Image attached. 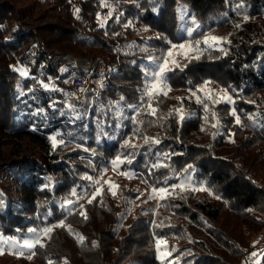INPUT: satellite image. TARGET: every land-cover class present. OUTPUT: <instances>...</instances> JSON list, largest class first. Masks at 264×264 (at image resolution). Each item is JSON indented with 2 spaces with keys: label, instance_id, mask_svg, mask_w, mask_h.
Masks as SVG:
<instances>
[{
  "label": "trees",
  "instance_id": "obj_1",
  "mask_svg": "<svg viewBox=\"0 0 264 264\" xmlns=\"http://www.w3.org/2000/svg\"><path fill=\"white\" fill-rule=\"evenodd\" d=\"M107 3L110 7L102 6L101 0H0V30L17 28L13 42L4 40L0 31V170L17 187L24 202L20 213L0 204V232L23 236L28 228L64 219L61 199L73 187L87 183L80 179L81 174L96 176L86 161L78 159L85 149L96 150L93 164L97 171L102 165L111 170L108 161L118 152H135L136 156L132 165L121 166L119 173L129 170L136 175L113 182L118 185L115 197L100 177L102 197L92 204L79 201L88 218L83 219L78 211L68 216L66 224L84 237L83 243L66 229L55 228L50 239L42 240L45 247H37L31 260L16 255L2 264H48L49 259L52 264H63L65 259L68 264H161L156 255L157 236L166 240L169 251L177 249L168 259L178 258V264H237L243 250L264 230V36L259 31L264 22V0ZM237 5H241L239 11H233ZM182 9H186L189 23L195 16L207 26L206 35L226 31L224 38L230 43L220 47L227 49V54L208 50L199 60L181 61L187 67L170 74L171 90L153 103L158 117L166 119L142 115L139 119L143 123L138 125L141 131L134 136L136 125L130 120L116 127L115 105L119 102L125 115L133 114L127 106L141 102L138 89L143 86L142 66L158 54L157 50L168 47L157 35L181 42ZM50 51L73 59L99 56L111 67L93 103L78 111L80 119L67 111L60 94L42 86L57 74V63L46 57ZM77 75L78 70L66 65L57 84L68 89L70 79ZM204 81L212 82L208 88L221 100L214 105L209 101L207 124L202 105L191 96ZM220 90H227L234 103L224 101L225 93ZM181 106L194 114L183 123L168 116L169 110ZM233 109L241 125L230 114ZM212 112L219 120L215 137ZM253 115L255 121L249 119ZM230 134H234L232 142ZM53 136L65 141L55 150L50 139ZM143 137L161 142L145 144ZM125 139L137 148L122 149ZM150 147L152 151L145 155ZM158 150L170 154L164 161L168 167L157 168L150 176L148 166ZM187 165L195 169L188 183L207 189L202 190L199 206L188 205L176 188L164 199L158 197L156 209L154 205L141 207L133 185L149 193L153 188H170L181 182ZM165 177L169 178L167 183ZM126 198L131 204L130 215L115 230ZM49 211L52 215L44 220L42 214ZM153 221H162L164 226L154 227ZM191 228L202 232L205 239H195ZM258 264H264V248Z\"/></svg>",
  "mask_w": 264,
  "mask_h": 264
},
{
  "label": "snow or ice",
  "instance_id": "obj_2",
  "mask_svg": "<svg viewBox=\"0 0 264 264\" xmlns=\"http://www.w3.org/2000/svg\"><path fill=\"white\" fill-rule=\"evenodd\" d=\"M226 3L229 2V0H225ZM102 6H109L107 3V0H101ZM241 5H237L233 11H239ZM156 9L154 8L153 11ZM76 12H79V9H76ZM186 15V9L181 10L180 20L182 21L180 32H181V42L179 43H173L172 41L168 40L166 36L163 34H158L157 39L162 40L166 47L163 50H157L158 54L150 56L148 58V63L144 64L141 68L142 71V80H143V86L138 89L141 92L140 97V103L138 105H128L127 107L131 110L133 113L131 116H127L124 113V110L119 106V102L115 105V112L113 115L117 118V128L123 127L122 121L124 120H130L133 125H136L132 129L133 135L140 133L141 129L138 126L139 124L143 123L141 119H139L142 115H149V116H157V120L166 119L165 117H158L157 115V108L153 107L154 101L158 100L160 96H167V93L171 90L169 86V79L170 74H173L176 69H179L180 71H183L185 67H187V63H181V61H187L188 63H191L193 60H199L201 56L204 54L205 51L208 50H218L223 52L224 54H227V49L220 47L222 43H230V41L227 40V38H219L216 36H210L206 35V27L205 25H202L199 23L195 16H192L191 22L189 23L187 20H185ZM225 16H227V13H225ZM246 20L247 17H244ZM237 28L239 25H235ZM101 27H103V21H101ZM125 27H128V25H125ZM187 37V39H183V36ZM203 45V47H201ZM142 51H147V49H142ZM179 57L180 59H177ZM22 75H27V73L20 69ZM211 81H204L195 91L191 92V96L195 97L196 103L202 105L205 116L203 117L204 122L207 124L209 123L208 115L210 105L209 101L214 104H218L221 102L220 99H217L218 93L214 92L213 90L208 88V85L211 84ZM43 87L47 88L49 85L44 84ZM83 91V90H82ZM223 91L224 97L223 100L227 103H234L231 96L227 94V90H220ZM198 93H204L203 96L198 95ZM180 99V98H177ZM120 100H124V97L121 96ZM66 107L73 110L75 113V118L80 119L81 116L78 112H76L74 105H67ZM101 109H98L100 111ZM111 107L109 108V111H111ZM231 115L235 116V123L237 125H241V119L238 115H236L235 109L230 113ZM193 113H186L183 109V107L171 109L168 112V116L172 118H178L179 123H183L186 119H189L193 116ZM249 119H252L253 121L256 120L255 115L250 116ZM212 120L215 121L211 124V126L215 129H217V132L213 134L215 137L219 134L218 126H219V120L216 117V113L212 112ZM156 122V121H153ZM203 131V128L201 129ZM100 135H103V129L101 127ZM234 134L229 135V140L231 141V136ZM52 141V148L55 150L58 145H62L65 143L63 139L57 140L55 136L50 137ZM108 139L114 140V136H109ZM145 144H151V145H157L161 141L159 138H151V137H143ZM99 138L97 140V143H99ZM122 149H136L137 145L130 142V140L125 139L123 143L120 145ZM87 151V149H86ZM152 151L151 147L148 149V151L145 153L147 155ZM91 154L95 156L96 150L92 149ZM171 155H174L172 153ZM136 158L135 152H129L125 154L124 152H118L117 155L110 159L108 161V165L110 166L114 171L119 172L122 165H132L134 159ZM170 159V154L167 152L157 151L155 153V159L154 162L151 163L148 166V174L151 176L153 174V170L161 167H168L167 164L164 163V161ZM89 168L92 169L93 172L96 173V176L89 175L87 172L81 174L80 179L82 181H85L84 185H77L73 187L68 196L61 199L60 202V208L62 209V212L65 214L64 219L59 220L56 223L49 224L45 223L43 226L37 225L35 227L28 228L27 233L23 236L20 235H14V236H5L2 232H0V254H4L6 251L15 254L18 257H23L28 260H31L37 253L36 248L40 247L43 248L45 245L42 243V240L44 238H51V235L53 233V230L55 228H63L66 229L70 235H74L77 238V241L79 243H83L84 237L80 235L79 233H73L71 228L66 224V220L68 216L73 215L77 211L79 212V215L83 219H87V213L84 210V204H80L79 201L81 199H84L87 204H92L97 197H102V194L104 192L103 184H101L100 177H102L103 173L106 171V166H100L99 171H97V166L92 163L91 160L88 161ZM192 171H195L194 167L192 165H187L183 170L182 173L186 174L182 176L181 183L180 184H172L169 187H159V188H153L152 193L149 198H156L159 197L160 199H164L166 195H171V190H175L177 187L180 188H186L187 182L191 180L190 173ZM121 175H124L126 177L131 178L132 176L136 175V173L126 170L120 173ZM176 175H181L180 173H176ZM169 178L165 177V183H167V180ZM144 183H147V180L143 181ZM104 184L108 185V192L115 197L117 195V191L115 189L118 188V185L111 183L109 181H104ZM80 188L81 191H77V189ZM88 188L94 189V191H91L90 193L87 191ZM201 190H207V189H201ZM211 194V193H209ZM73 197L75 199H73ZM52 213L49 211L47 213H43L42 217L44 220H47L49 216H51ZM154 227H163V222L161 221L160 224H156L155 221L152 222ZM93 246H95V242H93ZM155 248L158 253L157 259L161 261V264H178V258L172 260L168 259V257L172 256L173 252H176L177 249L174 247L171 248V250H168L167 242L162 237L157 236L155 238ZM185 253H182L184 255ZM186 255H191V253H186ZM256 252L250 253L249 259L251 257L256 256ZM48 264H52V261L49 259ZM63 264H68L67 260L65 259Z\"/></svg>",
  "mask_w": 264,
  "mask_h": 264
},
{
  "label": "rangeland",
  "instance_id": "obj_3",
  "mask_svg": "<svg viewBox=\"0 0 264 264\" xmlns=\"http://www.w3.org/2000/svg\"><path fill=\"white\" fill-rule=\"evenodd\" d=\"M4 26H6V25H4ZM261 29L262 30H259V31L261 32L262 36H264V22L261 26ZM0 31H1L2 38L4 40H8L10 42L15 41L17 28L10 29V30L7 29L6 31H2V30H0ZM224 35H227L226 31L225 32L224 31L223 32H219V31L218 32H212L210 34V36H216L219 38H224ZM50 52H53V51H50ZM97 57H99V56H97ZM95 58L96 57L90 58V60L95 59ZM177 59H180V58L177 57ZM77 60H84V59H77ZM87 60H89V59H87ZM104 62H105V60H104ZM71 66H73L76 70L79 71V75L81 74V71L79 69H77V67L75 65H71ZM69 83H70V81H69ZM185 96H188V95H185ZM67 111L69 113L75 114L73 112V110L67 109ZM124 177H125L124 175H121L119 172L114 171L113 169L106 171L102 176V178L105 181H109L111 183H113L114 181H117L118 179H122ZM16 188L17 187L14 186V184L11 183L10 180H8V181L6 180V173L3 170H0V204L7 206V207L9 206L10 210H12L14 213H20L22 211V206H23L24 202H23V199L18 195ZM177 189L180 190V192L182 193V195L185 198L188 205L199 206L200 202H202L201 198H202V195H204V192L199 188H195L192 184L187 182L186 188L182 189L180 187H177ZM132 191L138 192V195L140 197L139 203L141 204V207L143 209H149L153 205L155 206L154 207L155 209L157 208L158 197L149 198L151 193H149L147 190L141 189L138 186V184L133 185ZM130 208H131L130 201L127 198L124 199L123 206H122L121 210L119 211V213L117 214V221H116V224L114 226L115 230H118L121 223H123V221L126 220L125 218H127L130 215ZM212 210H214V208ZM212 210H211V212H212ZM221 219L222 218H219V220H221ZM191 233L195 239H198V240L205 239V235L202 232L198 231L197 229L191 228ZM263 248H264V230L261 232V234L257 238H253V240L248 245V247L245 250H243V253H242L237 264H258L259 260H260V255L263 253ZM252 252H256L257 255L254 257H251L249 259L250 253H252ZM156 255H158L157 251H156ZM15 256H16L15 254H11L9 252L7 255L6 254L2 255L1 257H3V259H0V264L5 262L6 260H12Z\"/></svg>",
  "mask_w": 264,
  "mask_h": 264
},
{
  "label": "built area",
  "instance_id": "obj_4",
  "mask_svg": "<svg viewBox=\"0 0 264 264\" xmlns=\"http://www.w3.org/2000/svg\"><path fill=\"white\" fill-rule=\"evenodd\" d=\"M46 57L53 62H56L58 66L57 74L53 75L52 78L45 83L49 86L43 88L46 91L57 92L60 94L61 102L65 106L74 105L77 112L84 110L86 106L93 103L111 71V67L108 66L101 57H96L92 60H77L70 56L60 55L55 52H47ZM64 59H68L70 62ZM66 65H75L77 69L81 71L80 75L70 80L68 89H64L57 84L59 74ZM85 152L84 156H81L78 159L84 160L87 163L91 160L93 163V158L95 156L91 154V150L87 149L86 151L85 149Z\"/></svg>",
  "mask_w": 264,
  "mask_h": 264
},
{
  "label": "bare ground",
  "instance_id": "obj_5",
  "mask_svg": "<svg viewBox=\"0 0 264 264\" xmlns=\"http://www.w3.org/2000/svg\"><path fill=\"white\" fill-rule=\"evenodd\" d=\"M60 60H62V59H60ZM64 60H68V59H64ZM68 62H70V61L68 60Z\"/></svg>",
  "mask_w": 264,
  "mask_h": 264
}]
</instances>
